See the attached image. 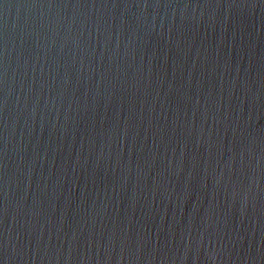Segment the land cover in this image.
Wrapping results in <instances>:
<instances>
[{
    "label": "water",
    "instance_id": "1",
    "mask_svg": "<svg viewBox=\"0 0 264 264\" xmlns=\"http://www.w3.org/2000/svg\"><path fill=\"white\" fill-rule=\"evenodd\" d=\"M0 264H264V0H0Z\"/></svg>",
    "mask_w": 264,
    "mask_h": 264
}]
</instances>
